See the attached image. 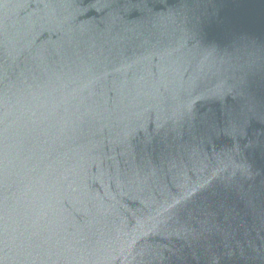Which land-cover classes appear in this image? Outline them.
I'll list each match as a JSON object with an SVG mask.
<instances>
[{
    "label": "water",
    "instance_id": "1",
    "mask_svg": "<svg viewBox=\"0 0 264 264\" xmlns=\"http://www.w3.org/2000/svg\"><path fill=\"white\" fill-rule=\"evenodd\" d=\"M0 264H264V0H0Z\"/></svg>",
    "mask_w": 264,
    "mask_h": 264
}]
</instances>
